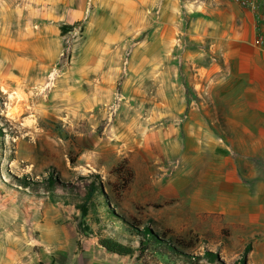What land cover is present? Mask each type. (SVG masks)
Listing matches in <instances>:
<instances>
[{
	"label": "rangeland",
	"instance_id": "1",
	"mask_svg": "<svg viewBox=\"0 0 264 264\" xmlns=\"http://www.w3.org/2000/svg\"><path fill=\"white\" fill-rule=\"evenodd\" d=\"M128 2L132 16L122 18L121 0H0V211L23 230L24 264L71 262L77 237L96 238L74 204L86 183L97 175L107 192L129 172L115 211L199 241L194 255L216 249L211 235L164 220L186 196L161 186L177 177L180 158L166 147L203 100L193 78L202 58L193 52L209 47L202 18L233 2L262 17L264 0ZM211 116L223 132L219 110Z\"/></svg>",
	"mask_w": 264,
	"mask_h": 264
},
{
	"label": "crops",
	"instance_id": "2",
	"mask_svg": "<svg viewBox=\"0 0 264 264\" xmlns=\"http://www.w3.org/2000/svg\"><path fill=\"white\" fill-rule=\"evenodd\" d=\"M121 1L120 15L131 17V3ZM201 22L198 35L209 47L193 52L202 56L194 64L193 78L203 100L183 116L176 147H166L180 158L177 177L161 183L170 198L180 191L186 196L174 198L178 207L167 211L164 220L191 224L201 237L211 235L207 243L219 257L236 259L237 264L249 246L246 264H264V40L259 32L264 33V16L233 2L216 19L208 15ZM211 107L220 112L223 132ZM4 212L0 264H24L23 230L10 229ZM72 248V261L64 258L62 264H141L135 256L106 252L97 237H77Z\"/></svg>",
	"mask_w": 264,
	"mask_h": 264
},
{
	"label": "trees",
	"instance_id": "3",
	"mask_svg": "<svg viewBox=\"0 0 264 264\" xmlns=\"http://www.w3.org/2000/svg\"><path fill=\"white\" fill-rule=\"evenodd\" d=\"M131 180L129 172L120 179L117 186L107 183L106 192L98 176L93 175V179L86 183L80 201L74 203L81 215L90 214L89 224L95 228L89 230L97 237V244L101 248L122 257L135 256L141 264H225L216 252L209 249H205L200 255L190 253L189 250L195 248L199 241L192 242L166 228L156 230L151 223L147 225L135 218H125L115 211ZM102 218L110 224L105 223ZM118 225L128 236H122L116 231ZM108 227L109 231L106 229ZM248 250L249 246L244 249L237 264H246L245 255Z\"/></svg>",
	"mask_w": 264,
	"mask_h": 264
},
{
	"label": "built area",
	"instance_id": "4",
	"mask_svg": "<svg viewBox=\"0 0 264 264\" xmlns=\"http://www.w3.org/2000/svg\"><path fill=\"white\" fill-rule=\"evenodd\" d=\"M263 35V34H262ZM261 35V37H260V39L263 41L264 39H263V36Z\"/></svg>",
	"mask_w": 264,
	"mask_h": 264
},
{
	"label": "bare ground",
	"instance_id": "5",
	"mask_svg": "<svg viewBox=\"0 0 264 264\" xmlns=\"http://www.w3.org/2000/svg\"><path fill=\"white\" fill-rule=\"evenodd\" d=\"M18 64V63H17ZM16 79V78H15Z\"/></svg>",
	"mask_w": 264,
	"mask_h": 264
}]
</instances>
